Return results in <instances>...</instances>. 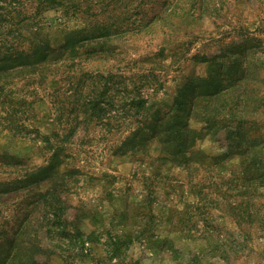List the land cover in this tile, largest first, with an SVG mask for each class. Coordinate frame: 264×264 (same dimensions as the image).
<instances>
[{
    "label": "rangeland",
    "instance_id": "1",
    "mask_svg": "<svg viewBox=\"0 0 264 264\" xmlns=\"http://www.w3.org/2000/svg\"><path fill=\"white\" fill-rule=\"evenodd\" d=\"M0 70V264H264V0H0Z\"/></svg>",
    "mask_w": 264,
    "mask_h": 264
},
{
    "label": "trees",
    "instance_id": "2",
    "mask_svg": "<svg viewBox=\"0 0 264 264\" xmlns=\"http://www.w3.org/2000/svg\"><path fill=\"white\" fill-rule=\"evenodd\" d=\"M36 40V39H35ZM5 46V45H4ZM6 46L8 47V48H12V49H9L10 51H15V50H17V49H15V46H13V45H7L6 44ZM32 49H33V47H32ZM48 51V50H47ZM9 57H12L11 55L9 56ZM31 58H35V55H28V54H26V58L25 59H31ZM23 59V58H22ZM25 59H23V60H25ZM1 73H2V71L0 70V76H1Z\"/></svg>",
    "mask_w": 264,
    "mask_h": 264
}]
</instances>
